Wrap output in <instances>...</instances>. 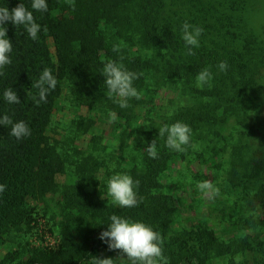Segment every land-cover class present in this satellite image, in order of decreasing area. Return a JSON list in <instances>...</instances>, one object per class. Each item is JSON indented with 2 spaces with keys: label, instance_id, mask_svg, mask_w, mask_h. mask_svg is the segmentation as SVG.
Returning <instances> with one entry per match:
<instances>
[{
  "label": "trees",
  "instance_id": "16d2710c",
  "mask_svg": "<svg viewBox=\"0 0 264 264\" xmlns=\"http://www.w3.org/2000/svg\"><path fill=\"white\" fill-rule=\"evenodd\" d=\"M20 2L32 11L31 0H0V7L11 10ZM46 2L47 12H33L41 25L37 40H32L23 27L15 28L11 22L5 25L13 51L12 63L0 75V118L8 115L14 123L24 121L31 135L17 140L9 134L11 126L0 125V184L6 186L0 193V237L25 222L30 224L32 216L23 211L25 202L38 192L57 190L58 178L66 173L67 164L58 143L49 138L54 113L66 89L78 107L100 105L120 118L125 114L128 124L136 118L141 121L142 107L148 99L152 101L154 89H159L162 83L181 85L178 87L181 93L176 97L182 103L183 97L187 101L164 117L162 124L180 121L191 127L187 151L168 149L166 137L158 136V128L140 133L137 145L140 153L132 156L129 169V175L140 181L137 193L143 200L138 207L104 205L92 195L78 200L71 191L67 192L68 207L80 212L88 202L98 203L95 209L102 217V225L94 232L97 237L107 229L113 214L159 231L169 229L174 212L169 198H154L153 192L161 188L160 176L172 163L185 160L194 152L197 155L198 147L210 160L223 165L226 180L232 189L244 195L250 209L264 214V36L249 22L252 0ZM186 21L204 29L200 46L193 48L194 55L187 54L181 38V26ZM48 39L54 44L55 57ZM113 46H118L119 51L114 52ZM110 60L139 75L134 87L142 98L131 99L127 109L105 95V78L101 74ZM221 61L228 65L224 72L217 67ZM44 68L51 69L57 86L48 93L47 102L37 106L33 97L38 99V89L32 83ZM205 68L211 71L212 79L197 87L196 75ZM8 88L17 92L20 104L4 100L3 93ZM93 126L94 122L89 121L79 127L87 133ZM154 139L158 151L155 159L145 151ZM196 237V232H190L174 238L172 245L163 249L169 264H203L201 252L234 257L253 250L246 239L224 241L213 232L203 231L198 236V245ZM66 247L45 251L40 257L20 264H83L86 257ZM96 248L118 254L109 251L100 239L92 249Z\"/></svg>",
  "mask_w": 264,
  "mask_h": 264
},
{
  "label": "rangeland",
  "instance_id": "374dc122",
  "mask_svg": "<svg viewBox=\"0 0 264 264\" xmlns=\"http://www.w3.org/2000/svg\"><path fill=\"white\" fill-rule=\"evenodd\" d=\"M249 22L264 36V0H252ZM48 46L55 57L51 39ZM178 87L181 85L162 83L159 89L155 88L152 101L148 99L141 109V121L136 118L130 124L125 114L120 118L115 112L116 120L110 122L113 112L100 105L78 107L66 89L54 113L49 136L51 142L58 143L67 164L66 173L58 178L57 190L38 192L25 202L23 211L32 216L30 224L25 222L0 237V264H20L64 246L72 253L84 255L83 264H91L92 257L115 259L116 253L92 249L98 239L94 232L102 225V217L95 209L98 203L88 202L80 212L68 207L65 196L68 191L78 200L92 195L98 202L114 206L107 195V180L116 173L129 175L132 156L140 153L137 146L140 133L161 127L164 117L187 104L186 97L183 103L176 97L181 93ZM89 121L94 126L83 133L79 126ZM197 152L198 157L194 152L185 160L172 163L160 176L161 188L153 192L154 198L168 197L169 206L174 210L169 229L159 231L152 227L162 234L163 249L167 250L174 238L190 232H196L195 244L199 245L200 233L210 231L224 241L236 237L246 239L253 250L234 257L208 256L201 252L203 264H264V214L250 209L244 195L232 189L226 180V169L223 170L219 161L210 160L199 147ZM205 180L219 188V196L209 199L197 190V182Z\"/></svg>",
  "mask_w": 264,
  "mask_h": 264
},
{
  "label": "clouds",
  "instance_id": "9594fccd",
  "mask_svg": "<svg viewBox=\"0 0 264 264\" xmlns=\"http://www.w3.org/2000/svg\"><path fill=\"white\" fill-rule=\"evenodd\" d=\"M74 10V3L71 5ZM31 9L20 2L16 7L9 10L8 7H0V75H3L5 66L12 63L11 53L13 51L12 40L7 36L6 23L11 22L15 28L23 27L32 40L38 39L41 25L36 22L33 12H47L46 0H31ZM43 31H47L44 27ZM204 29L192 25L187 21L181 26L182 40L187 47V54L194 55L193 48L200 46L199 38ZM113 51L118 52L119 47L113 46ZM220 71L227 70L226 61H221L218 66ZM106 86V97L122 109L131 105V99L140 100L141 93L134 87V81L139 78L135 72L129 71L122 63L108 61L104 64L101 74ZM212 79V73L208 68L198 72L196 75L197 87H203ZM57 86V79L53 76L51 69L44 68L38 80L32 83V87L38 89V99L33 100L39 106L41 102H47V95ZM4 100L9 104H20L17 92L8 88L3 93ZM116 120V114L111 113L110 122ZM0 125L11 126L10 135L20 140L30 136L31 131L24 121L13 122L8 116L0 118ZM158 136L165 138V146L173 151L183 153L191 145L192 129L189 125L177 121L172 124H164L158 128ZM145 151L150 158H157V142L154 139ZM140 181L133 179L128 174L116 173L107 180V195L111 198L114 206L120 208H133L139 206L143 198L138 197L137 189ZM5 185L0 184V193L5 191ZM197 190L206 198L219 196V188L212 181L205 180L197 182ZM102 199H104L102 197ZM107 229L102 231L98 239L107 245L109 251L118 253L117 257H92L91 264H169L168 258L163 254V237L158 231H154L150 225L143 222L133 221L118 215L110 216Z\"/></svg>",
  "mask_w": 264,
  "mask_h": 264
}]
</instances>
